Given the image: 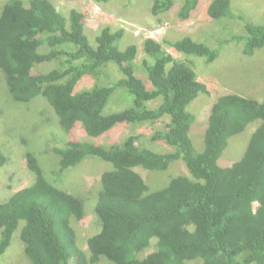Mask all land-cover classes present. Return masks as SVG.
<instances>
[{
  "label": "trees",
  "instance_id": "trees-1",
  "mask_svg": "<svg viewBox=\"0 0 264 264\" xmlns=\"http://www.w3.org/2000/svg\"><path fill=\"white\" fill-rule=\"evenodd\" d=\"M152 1L154 15L176 6V0ZM199 4L200 0H183L181 18L189 19ZM206 12L213 19L242 20L245 34L225 36L214 47L191 36L166 42L178 52L208 62L233 42L241 43L246 55L264 47V23L233 14L232 0H210ZM85 16L76 8L65 16L54 0H9L2 7L0 92L7 89L16 102L28 104L22 108L30 114L35 113L36 98L44 97L63 130L73 135L66 146L53 147L60 164L57 174L89 156L111 162L113 169L100 175L101 182L98 178L91 191L74 194L58 186L63 182L57 176L52 180L58 184L45 176L30 140L17 134L26 146L24 162L35 180L0 202V257L11 249L23 220L19 239L31 264H264V101L234 92L221 95L206 120L204 150L198 151L191 136L196 118L188 106L200 93L211 91L192 62L175 58L161 42L148 37L142 68L145 83L137 74V44L119 46L125 29L103 28L93 46L85 33ZM53 61L57 62L53 69L38 70L37 66ZM110 65L117 67L121 78L110 80ZM85 77L96 82L81 89ZM121 88L131 106L105 114L111 96ZM156 99L161 101L152 107L150 102ZM35 114L36 119H44ZM165 119V126L156 129L151 139L173 151L160 152L157 146L142 143L137 133L109 146L94 139L119 124H155ZM252 122L255 131L243 157L231 163L226 159L230 139ZM79 123L84 126H80L84 141L75 138ZM178 160L185 162L189 175L168 179L165 187L151 191L142 168L164 171ZM9 161L0 149V167ZM90 192L98 199L87 212ZM72 219L95 220L100 230L88 239V252L78 243ZM153 245L155 249L148 252Z\"/></svg>",
  "mask_w": 264,
  "mask_h": 264
},
{
  "label": "rangeland",
  "instance_id": "rangeland-1",
  "mask_svg": "<svg viewBox=\"0 0 264 264\" xmlns=\"http://www.w3.org/2000/svg\"><path fill=\"white\" fill-rule=\"evenodd\" d=\"M7 1L9 0H0V15L2 7ZM54 1L65 16H69L70 10L73 8L79 9L86 15L84 18L85 33L93 46H96V37L103 28L110 26L113 30L125 29V35L119 41V46L125 49L130 44H137L139 47L136 61L137 74L144 79L145 83H148V80L142 68L143 61L148 56L144 50V40L148 37H154L160 41L175 58L192 62L199 79L204 81L211 91L209 94L200 93L188 106V110L196 118L192 126L191 136L198 151L204 150L206 120L210 115L212 105L221 95L234 92L264 101V47L256 50L253 55H246L242 50L243 45L239 42H233L220 48L218 58L213 62H208L205 57L178 52L166 42L167 40L177 41L185 36H191L196 41L214 47L217 41L225 36L245 34V23L236 17L221 19L209 17L206 12V4L210 0H200L198 9L192 13L189 19L181 18L179 14L183 0H176V6L173 10L160 15L152 13V0ZM232 10L234 11L233 14H243L252 23H264V0H232ZM56 66L57 62L53 61L37 67L39 71H48ZM107 70L111 74L112 79L110 80H117L122 77L114 65H110ZM95 82L94 77H85L80 82V88H91ZM125 92L121 88L119 93H116L114 97L111 96L104 109L105 114H111L131 106V101L125 99ZM128 95L130 99H133L129 93ZM36 99L35 107H33L35 111H33L42 114L41 117L44 119L41 120L36 119L35 113L30 114L22 108L28 104L16 102L7 89L0 92V149L10 158L6 166L0 167L2 169H0V202L7 200L20 188L30 185L35 180V174L24 162L26 146L18 139L17 134L30 140L31 149L37 152L41 159L45 176L58 184L52 180L57 176L63 182V185L58 184V186L74 194L87 189L91 191V188H94V183H98V178L101 182L100 175L102 176L104 172L113 169L111 162L89 156L79 165L70 167L66 173L57 174L60 164L57 165L58 159L56 161L53 147L66 146L69 141L68 137L73 135H69L63 130L58 115L44 97L40 96ZM160 101V99H156L150 102V105L156 107ZM47 119L49 124H47ZM166 121L167 119L160 120L155 124L143 123L134 126L119 124L105 135L94 139L102 142L101 144L104 146H109L123 142L127 134L137 133L141 135L140 141L142 143L149 146L155 145L160 149V152L173 151L174 149L164 142L155 143L151 139L153 132L156 129H162ZM256 122L250 123L244 132L230 139L229 147L226 149V159L230 160L231 163L243 157L251 135L255 131ZM36 126L41 127L36 128ZM78 126L80 134L76 131L79 137L75 138L84 141L86 139L80 128L83 124L79 123L76 128ZM36 129L42 130L35 134L33 130ZM113 131H115V135L113 134L111 137ZM20 144L24 146L20 147ZM142 169L145 170V174L142 175L151 191L165 187L173 177L182 174L189 175V170L183 160L172 162L169 168L164 171ZM86 196L88 200L85 204L88 212L91 207L94 206L95 208L98 198L95 201V196L91 192ZM88 220V223L86 221L79 223L73 220V225L78 231V243L86 252L89 250L88 239L100 231L98 227L95 228V220ZM24 224L25 221L22 220L14 233L13 242L14 240L15 242H12L11 249L0 257V264H31L23 252L24 244L19 239ZM154 242L155 239L152 243ZM154 249L155 246L153 245L148 249V252Z\"/></svg>",
  "mask_w": 264,
  "mask_h": 264
},
{
  "label": "bare ground",
  "instance_id": "bare-ground-1",
  "mask_svg": "<svg viewBox=\"0 0 264 264\" xmlns=\"http://www.w3.org/2000/svg\"><path fill=\"white\" fill-rule=\"evenodd\" d=\"M156 39V38H155ZM160 42V41H159Z\"/></svg>",
  "mask_w": 264,
  "mask_h": 264
}]
</instances>
